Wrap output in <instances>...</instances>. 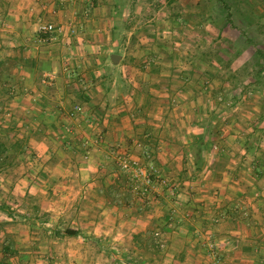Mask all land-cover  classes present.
Segmentation results:
<instances>
[{"label":"rangeland","instance_id":"obj_1","mask_svg":"<svg viewBox=\"0 0 264 264\" xmlns=\"http://www.w3.org/2000/svg\"><path fill=\"white\" fill-rule=\"evenodd\" d=\"M5 1L0 0V5ZM79 1L60 0L59 4L61 9H81ZM80 4L82 9H117L112 26L102 21L100 29L107 35L110 28L117 38L116 43L104 45L101 51L119 58L113 61L106 57V64L96 62L99 56L82 47L74 49L78 56L72 62L63 54L65 59L52 64L58 67L64 64L68 76L73 75L72 70L80 73L96 70L97 78L84 79L86 89L113 88L114 100L121 92L124 96L140 98L144 107L154 99L156 125L162 122L164 113L170 115L169 119L175 114L182 119L187 115L192 123L184 129L181 124L169 123V133L162 134L169 139L167 147L187 150L185 174H177L176 162L167 169L156 158L153 161L149 150L142 157L126 149L110 148L108 157L114 172L107 173L112 178L118 177L126 190L127 216L142 220L146 208L155 201V221L149 223L151 237L144 239L146 247H141L144 251L135 253L127 248V242H123L126 247L119 246L121 235L128 232L126 227L133 229L123 221L119 225L113 223L112 238L102 244L83 234L81 239L67 236L64 232L76 223L71 222L70 214L57 222L56 205L63 199L58 185L79 177L69 166L71 162L65 157L68 153L56 139L63 131L54 124L41 126L40 121L31 120L32 113L23 117L21 111L13 113L0 102V264H153V260L155 264L163 261L167 264L171 259L167 229L193 218L195 226L201 213L223 209V200L237 201L236 206H230L238 211L240 219L249 210L264 217V0H84ZM226 9H234L232 24L226 22ZM3 11L0 9V24L7 23ZM83 17L86 21L89 16ZM48 45L37 40L34 47L39 50L33 48L43 56ZM1 49L0 73H8L17 61L6 60L9 46ZM122 58L124 66L119 70L117 66ZM121 71L137 83L134 88L129 82L121 81ZM52 81L51 75L36 76L31 87L38 90ZM7 89L11 88L6 84L0 90L1 100L4 98L1 92ZM140 112L138 116L142 115ZM95 114L104 117L111 113ZM77 118L85 124L93 123L83 115L73 118L72 126H67L78 146L76 154L78 150L87 154L90 146H82L87 140L81 136L88 128L79 126L81 120ZM170 133L178 134L180 144L172 141L175 136ZM100 135L102 140L98 144H104L105 136ZM40 143L49 148V155L41 156ZM123 154L139 160L142 167L151 164L160 176L155 177V183L144 196L140 195L144 188L141 182L134 181L119 168L117 157ZM198 159L203 162L193 165L189 161ZM203 166L205 169L201 171ZM162 178L165 184L160 182ZM205 197L210 198L208 204L203 202ZM190 199L194 203H189L188 208L179 205ZM248 201L253 207L247 206ZM165 203L169 206L163 212ZM217 215L209 220L213 226L220 223L221 215ZM195 229L201 231L198 226ZM156 232L164 240L163 248L154 238ZM212 240L200 241L201 247H205L207 256L212 257L214 252L219 257L218 243ZM207 242L214 244L213 252ZM177 256L180 264L182 260Z\"/></svg>","mask_w":264,"mask_h":264},{"label":"crops","instance_id":"obj_2","mask_svg":"<svg viewBox=\"0 0 264 264\" xmlns=\"http://www.w3.org/2000/svg\"><path fill=\"white\" fill-rule=\"evenodd\" d=\"M80 1L84 2V0ZM80 1L79 7L81 9H74L73 7L61 9L60 0H6L2 2L0 9H4L2 17L7 23L0 24L1 27L3 26L0 28V50H2V46H9L11 49H8L7 59H5L12 62L17 61V64L8 73H0V90L3 91L6 84L11 88L7 89L6 92H1L4 98L0 99V102L5 104L6 109L13 113L15 110L21 111L23 117L27 113H32L31 120L40 121L41 126L49 127L54 124L55 128H60L63 131V134L56 136V139L68 153V156L65 157H68L69 163L71 162L69 166L76 171L79 178L58 185L59 190L63 191L60 192L59 196L63 199L59 200L56 205L57 222H61L67 214H70L71 222L76 223L75 226H70V230L78 233L77 239H81L80 236L83 234L93 241L94 239L98 240L102 244L107 238H112L113 230L110 228L114 227L113 223L119 225L123 221L125 225H132L133 229L130 230L126 227L128 232L121 235L119 246L122 248L125 246L123 242H127V248L137 253L143 250L141 247H146L144 239L150 235L151 226L149 223L152 224L155 221V201L144 212L147 218L144 216L140 220L127 216L128 211L125 209L127 204L126 190L123 185H120L118 177L112 178L111 174L107 173L109 171L114 172L112 170L113 165L109 163L111 160L108 157L110 148L126 149L133 155L139 156L149 150L153 161L156 158L160 165L167 169L176 162L174 165L177 174H185L183 167L186 166L184 162L185 156L186 158L188 156V152L185 153L187 150L177 151L167 147L169 139L163 137L162 134L163 132L169 133V123L181 124L184 129V126L192 122L187 119V115H184V119H182L183 117L175 114L173 118L169 119L170 115L165 116L164 113V117H161L162 122L156 125L154 99L147 107L140 104V98L135 97V95L134 98L124 96L122 92L114 100L112 98V90L114 89L111 87L109 89L98 86L86 89L84 79L97 78L99 73L96 70L81 71L82 73L79 70H72L73 75L68 76L64 64L60 67L52 64L57 60L59 64L62 58L65 59V56L72 59V62L74 57L78 56L74 49H82V47L87 48V50L90 49L91 52H95V56H99L96 62L105 61L106 64V60L111 59L114 55L111 52L106 54L104 50L101 51L104 45L116 43L117 38L110 33L112 31L110 28L107 35L102 34L100 25L104 21V24L107 23L112 26L117 9H82ZM84 14L89 16L86 21H84L85 16L81 18ZM41 22L53 23L63 29L56 41L46 47L47 50L44 51L43 56L41 51H34V48L39 50L34 45L37 43L36 28ZM71 30L74 32L71 33ZM97 52L104 53L97 54ZM63 54L66 55L63 56ZM122 62L123 58L117 66L119 70H122L124 66ZM27 63L31 64L27 65ZM121 72L119 75L122 78L121 81L129 82L130 86L132 85L134 88L137 83L131 82L129 75ZM40 75H51L53 81L50 85L38 87L37 90L36 87H31L32 80ZM14 93L15 95H13ZM97 111L110 112L111 114H105L104 117L100 115L101 119L95 114ZM139 112L142 115L138 116ZM83 115L90 117L91 119L88 121L93 125L85 124L80 118H77L81 120L79 126L88 128L87 131L83 132L81 139H86L90 146L87 154L83 149L81 155L79 150L76 154L78 146L72 140L71 133L73 131H70L67 126H72L73 118ZM100 133L105 136L104 144H98L101 142L98 141V138L96 140ZM170 136H175L172 141L176 142L177 140L180 144L177 133L176 135L170 133ZM141 146L142 148L138 149ZM79 148L82 150L83 147H80L79 144ZM38 150H42L41 156H45L47 153L49 155V148L43 146L42 143L39 144ZM76 158L80 159L79 162ZM189 161L193 165L195 162H203L201 160ZM204 169L205 166L202 167L201 171ZM97 178L100 180H96ZM226 185L228 186V184ZM209 199V197H205L202 201L208 204ZM250 202L248 201L247 204L249 207L252 206ZM189 203L192 205L194 202L190 199L188 203H180L179 205L185 209V207L190 206ZM234 203L237 201L223 200L221 205L224 207L223 209L217 212L211 210L205 215L201 213L197 217L195 226L193 218L192 221H183L181 225L180 223H178L179 225L174 224L173 228L167 229V250L171 254V259L167 264H178L176 261L177 254L182 260L180 264H264V217L257 216L249 210L248 215L244 219H240L238 211L230 206V204L235 205ZM168 206L166 204L161 210L165 212L164 210ZM217 214L221 215L220 223L213 226L209 220ZM139 223H142L143 227L137 228L136 225ZM196 226L201 231H197ZM208 238L210 240L213 238L212 241L218 243L217 246L220 248L219 260L215 261L212 257L207 256L205 247H201V242ZM189 254L192 255V258ZM165 262L167 261H163L162 264ZM152 263L155 264V261L153 260Z\"/></svg>","mask_w":264,"mask_h":264},{"label":"built area","instance_id":"obj_3","mask_svg":"<svg viewBox=\"0 0 264 264\" xmlns=\"http://www.w3.org/2000/svg\"><path fill=\"white\" fill-rule=\"evenodd\" d=\"M63 32V29L60 26H57L53 23H39L36 28V34H37V40L39 43L49 44L52 42H55L57 37L61 35ZM73 30H71V33ZM68 72V70H66ZM69 74V73H68ZM98 141L102 140V136L98 135ZM83 147L88 146V142H83ZM117 162L119 165V168L124 171L125 173H129L130 177L135 181H140L141 184L144 186L142 188L140 195L147 194L150 190V187L152 184L155 183V177L157 179L160 177L156 175L157 171L155 170V167H153L151 164H148L146 166H141L139 163V160L133 159L129 157L128 155H119L117 157ZM160 182L165 184V179H160ZM157 238L158 244L161 248L165 246L164 240L161 237V234L159 232L154 233V238ZM208 248L213 252L214 244L211 242H207ZM212 257L214 260H219V257L217 254L213 252Z\"/></svg>","mask_w":264,"mask_h":264},{"label":"trees","instance_id":"obj_4","mask_svg":"<svg viewBox=\"0 0 264 264\" xmlns=\"http://www.w3.org/2000/svg\"><path fill=\"white\" fill-rule=\"evenodd\" d=\"M226 4L224 3V6H225ZM228 12H226V14H224V15H226V22H229L230 24H232V16H233V10L234 9H226ZM198 160H200V159H198ZM64 234L65 235H67V236H71V237H76V236H78V233L76 232V231H73V230H70V229H67L65 232H64Z\"/></svg>","mask_w":264,"mask_h":264},{"label":"water","instance_id":"obj_5","mask_svg":"<svg viewBox=\"0 0 264 264\" xmlns=\"http://www.w3.org/2000/svg\"><path fill=\"white\" fill-rule=\"evenodd\" d=\"M111 58L113 59V61H115V60H117L119 58V56L118 55H112Z\"/></svg>","mask_w":264,"mask_h":264}]
</instances>
